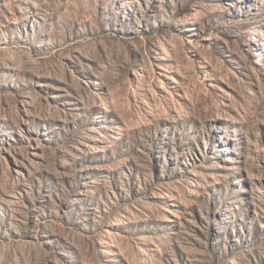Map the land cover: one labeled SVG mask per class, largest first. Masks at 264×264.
Returning <instances> with one entry per match:
<instances>
[{
	"label": "rangeland",
	"instance_id": "374dc122",
	"mask_svg": "<svg viewBox=\"0 0 264 264\" xmlns=\"http://www.w3.org/2000/svg\"><path fill=\"white\" fill-rule=\"evenodd\" d=\"M0 264H264V0H0Z\"/></svg>",
	"mask_w": 264,
	"mask_h": 264
}]
</instances>
